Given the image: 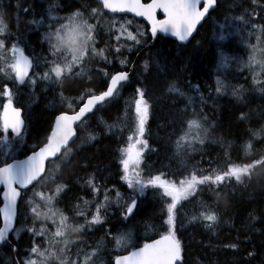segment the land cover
I'll use <instances>...</instances> for the list:
<instances>
[{
    "label": "snow or ice",
    "instance_id": "snow-or-ice-1",
    "mask_svg": "<svg viewBox=\"0 0 264 264\" xmlns=\"http://www.w3.org/2000/svg\"><path fill=\"white\" fill-rule=\"evenodd\" d=\"M96 7L81 3L80 7L70 15L62 18L53 17L54 22L48 25L45 40L48 44L47 57H32L26 54L19 37L8 31L7 25L0 16V74L6 80H11L18 87L26 82L35 85L37 80L47 82L57 91L60 103L59 115L55 117L45 141L39 146H33L31 155L24 160H16L12 153L13 139L19 143L26 132V117L22 107L14 104V92L7 83L0 86V96L7 98L0 112V148L3 149V159H0V185L3 191L4 206L0 208L3 217V227H0V243L6 242L10 232L14 231L17 217V205L22 192L33 190V198L27 201L28 210L33 218V226L28 231L34 237L28 257L19 264H98L101 244L90 246L84 238L96 226H102L112 203L109 195L113 190L97 177L95 172L83 178L82 188L90 190L92 199L77 197L80 203L71 206L72 215L57 207L62 197L71 191L69 182L58 177L62 168L72 167L77 161L76 149L80 139L78 129L84 131L89 126V120L104 110L105 106L120 97L123 88L130 83L129 71L114 69L108 71L113 59H119L122 49L132 51L135 46L147 44L145 32L129 30L130 20H121V14H134L144 18L150 25L148 38L155 39L158 33H168L180 42H188L197 31L198 25L210 16V12L220 7V0H94ZM256 4L257 0H251ZM23 11L27 12L25 8ZM162 12L164 18L158 19L157 13ZM245 15L251 19L257 15L255 10L244 15L233 17L247 28L257 29L264 34V26L249 23ZM227 21V18H226ZM33 24L38 21H32ZM219 39L226 41L232 33L226 22L220 26ZM246 29H238L243 31ZM255 35V33H253ZM106 36L103 46H99L98 38ZM131 42V46L129 45ZM264 40L262 35H255V43L249 44L251 54L245 63L246 68H252L253 84L257 91L264 93ZM41 62L44 67L40 71ZM94 62V66L92 65ZM122 66H127V59H119ZM221 64H225L222 58ZM101 65H103L101 67ZM149 67L144 63V70ZM258 69V70H257ZM99 74L104 80V87L97 91L91 82L93 74ZM68 80H77L82 90L76 96H65L62 89ZM226 85L217 78L216 92L220 93ZM168 91L178 96H185L179 87L172 84ZM233 95H240L241 89H233ZM188 104L192 98L188 97ZM201 101L203 97L201 96ZM186 113L181 119V128L174 141L175 155L180 159L182 167L175 171H152L145 163L146 153L155 151L149 144V120L153 115V101L145 87H136L130 101L125 102L123 116L109 124L101 117L109 133L124 136L122 146L118 149V164L120 179L131 191L124 199L119 190L115 191L116 203L123 205V217L127 219L138 210V202L148 190L158 197L163 204V224L166 230L150 243L129 250L127 254H116L111 264H185V245L178 237V221L183 225L187 218L189 223H203L208 229H215L220 222L218 206L235 195L236 186L248 187L256 179L259 181L264 170V152L259 153L250 162L237 163L231 159L229 149L232 145L222 138L213 140L224 148V161L209 158L207 167L202 162L189 167L184 163V157L191 152L200 151L197 146H204L211 138L210 129L214 124L208 120L203 108L186 107L181 110ZM247 118L241 114L240 119ZM115 130V132H113ZM264 132H252L253 138L261 137ZM97 139L94 132L89 131L85 143ZM264 142V138H261ZM253 149L250 139L244 146L245 154ZM12 162H9V161ZM203 161V156H201ZM87 168V165H81ZM51 180L54 187L47 193L35 191L36 185ZM207 193L213 200L212 204L202 199ZM39 198L41 203L36 202ZM187 205L193 206L190 216L185 212ZM40 221L39 227L35 225ZM82 221V222H80ZM50 225V227H49ZM35 238H41L42 243H36ZM130 236L120 234L113 237L116 249H128ZM91 248V250H88ZM225 249L238 250V243L225 244ZM15 251V249H13ZM250 257L254 252H249Z\"/></svg>",
    "mask_w": 264,
    "mask_h": 264
},
{
    "label": "trees",
    "instance_id": "trees-1",
    "mask_svg": "<svg viewBox=\"0 0 264 264\" xmlns=\"http://www.w3.org/2000/svg\"><path fill=\"white\" fill-rule=\"evenodd\" d=\"M81 3H87L91 7L97 6L94 0H0V16L3 17L8 31L19 37L21 46L33 57L36 52L43 49L44 43L41 39V27L38 23L33 24L32 21L46 17L49 13L73 11L79 8ZM25 8L28 9L27 12L23 11ZM253 10L257 15L252 16L251 19L245 15V20L264 26V0H257L256 4H252L251 0H220V7L210 12V16L199 26L196 34L187 44H179L176 40L162 35L157 37L155 43L137 59L133 77L121 91L120 97L93 116L84 131L78 129L80 139L76 144L79 148L76 149L77 154L74 157L77 163L72 167L62 168L58 173L60 179L69 182L71 191L61 198L62 202L58 203L57 207L71 216L72 204L80 203L77 197L82 196L91 200L90 190L81 186L83 178L92 172H95L98 178H106L101 182L113 190L109 193L112 204L116 201V190H119L122 196L129 191L127 185L120 179L121 170L117 159L118 149L122 146L125 137L109 133L100 120L102 117L111 124L117 117L123 116L125 102L130 101L136 87H145L153 101V115L149 120V144L155 151H149L145 160L151 170L175 171L178 167H182L180 159L175 155L174 141L181 128V119L186 114L181 110L186 107L189 111L194 107H202L208 120L214 124V128L210 129V140L202 148L197 146L200 151L191 152L184 157V163L189 167L197 162H202L203 166L207 167L209 158L218 159L221 163L224 161V148L219 143L212 142L217 138H222L232 145L229 152L231 159L237 163L250 162L259 153L264 152V142H261L264 132L259 138L252 137V132H259L264 128V93L258 91L259 96H256L251 90L254 86L252 79L245 77V72L240 71V68L235 71V68L231 67L234 56L248 55L247 43L242 33L232 34L226 41H221L219 37H215L214 40L213 29V20L233 16L234 12L237 15H244L245 12ZM120 18H131L133 21L130 25L131 31L135 34L142 27L140 32H145L147 42L150 41L148 26L143 21L127 15H122ZM239 29H246L241 32H249L252 36L260 35L257 29L247 28L242 22L239 24ZM104 39L107 37L99 38V46H103ZM129 45L131 46V42ZM145 45L135 46L132 51L122 49L119 59H127L129 64L122 66L119 59H113L108 71L127 69L134 61L138 50ZM221 53L226 56L230 65H221ZM145 61L149 64L147 71L144 70ZM90 66H94V62ZM217 78L224 82L229 92L236 83L243 87L244 92L238 97L228 92L216 94ZM5 83L13 89L14 103L23 108L27 126L23 140L19 143L16 142L17 138L10 135L14 141L11 154L24 156L33 150V146H39L45 141L59 109L61 107L64 110L68 109L60 103L57 91L53 87L42 89L40 85H36L31 89L27 82L17 87L13 81L6 80L0 74V86ZM91 84L99 91L104 87V80L99 74L94 73ZM172 84L179 87L186 95L181 97L169 92L168 88ZM82 88L83 85L79 81L68 80L64 83L62 91L65 96H76ZM201 96L203 101L200 99ZM188 97L192 98L191 105L188 104ZM242 113L247 115L244 120L240 119ZM89 131L94 132L97 139L85 143ZM250 139L253 149L246 155L244 146ZM2 152L3 149L0 148V159L5 158ZM82 164L87 165V168L81 167ZM257 171L261 172L259 181L254 179L248 187L236 186L235 195L228 198L227 206L225 207L223 202L218 206L217 211L221 219L215 229H208L199 222L189 223L187 218L184 219L183 225L178 221L177 235L185 245V264H264V170ZM53 187L54 184L49 180L42 186V190L48 192ZM30 191H32L31 186L30 189L24 190L23 194ZM202 199L209 204L213 203L207 193L203 194ZM1 203L0 192V205ZM25 205L26 202L22 198L18 208L16 229L22 225ZM162 207V201L153 195L151 189L140 198L138 210L127 219L123 217V210H116L110 204L109 217L106 216L105 223L90 230L84 238L90 246L101 244L103 238L102 247H106L101 251L100 258L103 255L107 257L105 253L107 245L115 246L112 237L124 226L137 228L141 225L142 230L153 228L154 230L149 233L150 236L146 238L142 236L143 233H134L135 245L143 243L166 230ZM192 208V205L185 207L188 216L192 214V211H189ZM28 229L10 235L11 243L0 244V264H19L21 260L27 258L34 239ZM35 240L39 243L43 242L41 238ZM231 243H238L239 249L224 248L225 244ZM14 247L16 251L13 250ZM249 252H254L255 255L250 257Z\"/></svg>",
    "mask_w": 264,
    "mask_h": 264
},
{
    "label": "rangeland",
    "instance_id": "rangeland-1",
    "mask_svg": "<svg viewBox=\"0 0 264 264\" xmlns=\"http://www.w3.org/2000/svg\"><path fill=\"white\" fill-rule=\"evenodd\" d=\"M73 11H66V12H63V13H49L46 17H40V18L37 19L38 24L41 27V31H42V37H41V39H42V42L44 43V47H43V49H41L38 52H36L35 53V56L33 55V57H47L49 55V52H48V44H47V41L45 40L44 37L46 35V32L48 31V25L54 22L53 17H55V18H62V17H65L67 15H70ZM235 16H238V15L234 12L233 13V16H225V18H223L222 20H218V19L213 20V24H214L213 25L214 26V28H213L214 29V40H215V37L218 38L219 35L221 34V30H220V27L219 26L221 24H225L226 22L230 25V27L228 29V31L230 33H232L233 35L234 34H237V33H242V35H243V37H244V39H245V41L247 43V52H248V55L247 56H241V57L240 56H237V55L234 56L233 59H232L231 67H234L235 68V71H237L240 68V71H244L245 72V77H249V78L252 79V76L254 75V70L252 68H246L245 67V63L247 62L248 56L251 54V51L248 48V45L255 43V36L250 35L249 32H241V31H238L239 24L241 22L240 21L233 20V17H235ZM226 18H227V21H226ZM119 19H121L122 21L123 20H130V21H132L131 18H128V19L119 18ZM132 23H133V21H132ZM129 30L131 31L130 27H129ZM139 31H140V29H139ZM260 35H262V40H264V35L261 34V33H260ZM98 40H99V38H98ZM262 46H264V45H262ZM220 58H221V60H222V58L225 60V64L224 65L221 64L222 66L230 65L229 60L222 53L220 55ZM222 66L219 65V67L222 70H225V68H223ZM43 67H44V65L41 62L40 68L36 69V71H40ZM235 77H236V75H235ZM229 82H231V81H228V83ZM27 85L31 89H33L36 85H40L42 87V89H46V88L50 87L47 84V82L42 81V80H39V79L37 80V83L35 85H31V84H28V83H27ZM234 88L235 89H241V93L244 92L243 87L240 84H238V83H236L235 86L233 88H231V91L230 92H229V88H224L221 92L222 93L228 92V94H230V93L233 92V89ZM256 89L257 88H256L255 85L252 86V88H251L252 92H254L256 94V96H259V92ZM215 93L216 94H220V93H217V92H215ZM238 96L239 95H237V97ZM2 102H3V96H0V109H2ZM152 171L155 172V171H161V170H152ZM48 181L49 180H46L43 183H40L35 188V191H43L42 190V186L45 185ZM130 191L131 190L129 189V191H127V192L124 193V195H123L124 199H127V195H128V193ZM45 193H47V192H45ZM32 198H33V190L30 191L29 193H26V195L24 197L25 201H28V200H30ZM36 202L37 203H41L38 197L36 198ZM25 206H26V210H25V212L23 214L22 225L18 229H16L15 234L16 233L19 234L21 231H23V229H25V228H31L33 226V218L31 216V213L28 210V205H25ZM111 207L114 208V209H116V210H123L122 203H116V201L114 202V204L111 203ZM189 211H193V208L190 209ZM107 217H109V213H107ZM40 224H41L40 221L35 222V225L37 227H39ZM153 230H154L153 228H146V229L142 230L141 229V225H138L137 228H135L133 226H124V227H122V229L120 230V232L118 234H116L115 236H113V237L119 236L120 234L129 235L130 236V239H129V247H131V246H133L135 244V240H134V237H133V235H134L135 232H138V234L143 233L142 236L144 238H146V237L150 236L149 233L152 232ZM36 243H39V241H36ZM112 243L114 244L115 241L113 240ZM107 246L108 247H107V249L105 251L107 257H105L103 255L100 258L98 264H110V260L113 258V256L115 254H118V253L122 252L121 250H124L123 248L116 249L115 246H111V245H107ZM105 247L106 246L102 247V250L105 249ZM118 251H120V252H118ZM28 254H29V252H28ZM100 256H101V254H100Z\"/></svg>",
    "mask_w": 264,
    "mask_h": 264
},
{
    "label": "water",
    "instance_id": "water-1",
    "mask_svg": "<svg viewBox=\"0 0 264 264\" xmlns=\"http://www.w3.org/2000/svg\"><path fill=\"white\" fill-rule=\"evenodd\" d=\"M145 2H148V0H145ZM158 13L161 14V17L158 16ZM158 13H157V18H158V19H163V18H164L163 13H162V12H158ZM121 15H130V16L136 17V16H134V14H131V13H128V14H121ZM136 18H137V19H141V20H143L144 22H146L147 25H148V30H150V25H149V23H148L144 18H142V17H136ZM207 18H208V17H206L205 19H207ZM203 22H204V21H202L201 24H202ZM199 26H200V25H198V27H199ZM198 27H197V30H198ZM196 32H197V31H196ZM196 32L193 33V36L196 34ZM159 35H162V36H164V37H170V38L176 40L179 44H187V43L192 39V38H190V40H189L188 42H183V43H182V42L178 41L175 37L171 36V34H168V33H162V32H161V33H158V34H157V37H158ZM157 37H156L154 40L151 39V40L147 43V45L144 46V47H143V48L137 53V55H136L134 61L132 62V64L130 65V67H129L128 69H124V70H127V71L130 72L131 77H132V75H133V70H134V65H135L136 60L139 58V56H140V55H141V54H142V53H143V52H144L149 46H151L152 44L155 43ZM57 115H59V113H57V114L54 116L52 126L54 125L55 117H56ZM31 153H32V152H30L29 154H27V155H25V156H23V157L15 158V159H16V160H24V159L27 158L28 155H31ZM9 162H12V161H9ZM0 188H2V192H1L2 203H1V205H0V208H3V206H4L3 191L6 190V189L4 188L3 185H0ZM18 204H19V201H18ZM17 212H18V205H17ZM16 221H17V217H16ZM16 221H15V224H16ZM15 224H14V227H15ZM0 227H3V217H2V213H0ZM10 235H11V232H10L9 235H8V239H7V241L10 240ZM159 238H160V236H158V237H156V238H154V239L149 240L147 243H150V242H152L153 240H155V239H159ZM142 246H143V245L138 246V247H142ZM136 248H137V247H136ZM133 250H135V249H133ZM124 254L126 255L127 253H124Z\"/></svg>",
    "mask_w": 264,
    "mask_h": 264
},
{
    "label": "bare ground",
    "instance_id": "bare-ground-1",
    "mask_svg": "<svg viewBox=\"0 0 264 264\" xmlns=\"http://www.w3.org/2000/svg\"><path fill=\"white\" fill-rule=\"evenodd\" d=\"M236 41H237V40H236ZM163 86H164V85H163ZM158 92H159V91H158ZM158 92H157V93H158ZM160 94H161V93H160ZM77 95H78V94H77ZM74 96H75V95H74ZM115 231H116V230H115ZM129 233H130V232H129ZM144 233H145V232H144ZM107 259H108V258H107Z\"/></svg>",
    "mask_w": 264,
    "mask_h": 264
},
{
    "label": "flooded vegetation",
    "instance_id": "flooded-vegetation-1",
    "mask_svg": "<svg viewBox=\"0 0 264 264\" xmlns=\"http://www.w3.org/2000/svg\"><path fill=\"white\" fill-rule=\"evenodd\" d=\"M5 98V97H4Z\"/></svg>",
    "mask_w": 264,
    "mask_h": 264
}]
</instances>
